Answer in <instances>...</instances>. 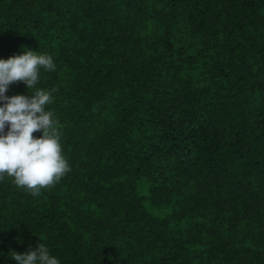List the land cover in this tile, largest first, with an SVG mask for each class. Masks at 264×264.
Listing matches in <instances>:
<instances>
[{"label":"trees","instance_id":"16d2710c","mask_svg":"<svg viewBox=\"0 0 264 264\" xmlns=\"http://www.w3.org/2000/svg\"><path fill=\"white\" fill-rule=\"evenodd\" d=\"M28 49L56 68L6 94L57 89L71 171L3 174L0 264H264V0H0V58Z\"/></svg>","mask_w":264,"mask_h":264},{"label":"clouds","instance_id":"9594fccd","mask_svg":"<svg viewBox=\"0 0 264 264\" xmlns=\"http://www.w3.org/2000/svg\"><path fill=\"white\" fill-rule=\"evenodd\" d=\"M38 66L48 71L56 68L52 56L37 55L31 49L0 58V179L7 173L33 196L71 171L61 155V132L54 127L58 121L54 122V113L45 110L57 89L36 90L30 96L6 94L16 82L33 88L38 83ZM41 130L42 136L34 138L33 133ZM10 257L17 264H59L42 242L23 253L11 251Z\"/></svg>","mask_w":264,"mask_h":264}]
</instances>
